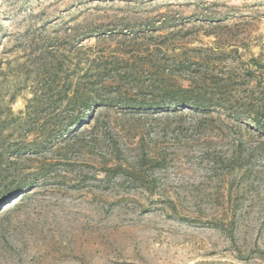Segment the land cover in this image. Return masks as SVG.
<instances>
[{"label": "rangeland", "instance_id": "374dc122", "mask_svg": "<svg viewBox=\"0 0 264 264\" xmlns=\"http://www.w3.org/2000/svg\"><path fill=\"white\" fill-rule=\"evenodd\" d=\"M261 104L264 0H0V264H264Z\"/></svg>", "mask_w": 264, "mask_h": 264}, {"label": "trees", "instance_id": "16d2710c", "mask_svg": "<svg viewBox=\"0 0 264 264\" xmlns=\"http://www.w3.org/2000/svg\"><path fill=\"white\" fill-rule=\"evenodd\" d=\"M187 96H191L188 99L179 100L171 104V107H184L186 109H208L211 107L212 103L214 102L213 98H209L206 94L197 93L193 90H185L184 91ZM216 104V103H215ZM219 105H225L224 103H218ZM148 108H158L159 106L156 105H146ZM227 108V107H225ZM229 113L233 114L237 118L242 120H253L255 122L256 127L260 131H264V104L257 105V107H246L245 105L235 107L231 105L228 108ZM246 118V119H244ZM77 124L76 120L71 122L72 127ZM19 152V151H18ZM6 179L0 176V182L3 184ZM30 187L27 183H21L17 188L9 190L4 185L2 186V192H0V207H2L8 200L12 199L13 197L17 196L18 194L24 193Z\"/></svg>", "mask_w": 264, "mask_h": 264}]
</instances>
